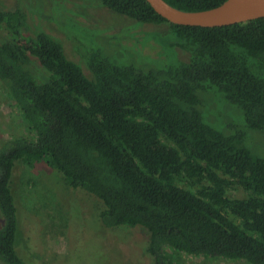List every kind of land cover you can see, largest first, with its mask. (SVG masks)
Masks as SVG:
<instances>
[{"label":"trees","instance_id":"trees-1","mask_svg":"<svg viewBox=\"0 0 264 264\" xmlns=\"http://www.w3.org/2000/svg\"><path fill=\"white\" fill-rule=\"evenodd\" d=\"M97 1L134 27L167 24L141 31L156 57L124 43L125 31L82 47L88 29L76 28L75 61L42 27L60 24L62 7L52 17L40 2L0 6V85L34 137L0 140V264H38L15 244L28 225L12 192L17 162L97 201L104 229L140 228L146 264H264V17L181 26L145 0ZM164 1L197 12L226 0Z\"/></svg>","mask_w":264,"mask_h":264},{"label":"rangeland","instance_id":"rangeland-1","mask_svg":"<svg viewBox=\"0 0 264 264\" xmlns=\"http://www.w3.org/2000/svg\"><path fill=\"white\" fill-rule=\"evenodd\" d=\"M21 1L32 6L40 2L45 14L52 17L59 13L55 9L59 10L60 7L64 9V13L62 12L64 20L59 22L60 24L43 21L42 27L60 39L68 56L75 61L79 60L73 50L76 41L72 37L76 33L74 31L76 28L88 29L83 32L84 35H80L82 47L97 49L99 44L104 45L105 40H102L104 38L101 31L107 34H122L125 31L124 43L128 45L137 43L142 54L152 53L154 58L155 49L151 52L148 46L142 47L140 44L144 37L141 31L168 29L167 24L134 27L133 21L108 11L97 0ZM16 4L17 0H0V6L6 9H11ZM28 22L33 25L31 19ZM96 39L99 44H96ZM164 54L167 60L168 51ZM225 112L230 116L232 114L231 108ZM14 136L34 141L33 134L27 131L22 115L0 85V140L4 141ZM259 139L260 144L264 145V137ZM11 182L20 218L24 224H28L22 226L20 236L18 232L16 233L15 244L18 243L19 237L20 242L25 241L24 246L32 256L30 261L33 263L38 261V264H146L144 254L139 252L138 247L145 246L146 237L143 231L140 228L132 231L104 229L99 221L101 205L95 200L72 192L54 171L43 165L28 169L17 162ZM238 196L241 194L238 193ZM80 229L83 230L78 233ZM28 236L31 238L28 239ZM78 244L82 245L76 248ZM139 253L143 254V257ZM175 260L178 264H233L226 260L204 263L200 257L175 256Z\"/></svg>","mask_w":264,"mask_h":264},{"label":"water","instance_id":"water-1","mask_svg":"<svg viewBox=\"0 0 264 264\" xmlns=\"http://www.w3.org/2000/svg\"><path fill=\"white\" fill-rule=\"evenodd\" d=\"M168 23L181 26L220 27L264 17V0H226L204 11L188 12L172 7L164 0H145Z\"/></svg>","mask_w":264,"mask_h":264}]
</instances>
